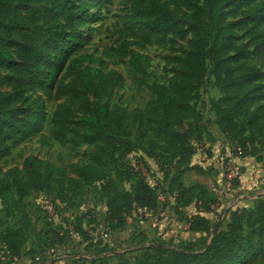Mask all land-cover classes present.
I'll list each match as a JSON object with an SVG mask.
<instances>
[{"label": "trees", "instance_id": "16d2710c", "mask_svg": "<svg viewBox=\"0 0 264 264\" xmlns=\"http://www.w3.org/2000/svg\"><path fill=\"white\" fill-rule=\"evenodd\" d=\"M96 3L0 0V161L9 142L42 133L47 101L57 99L50 121L52 137L60 143L71 140L95 147L91 164L77 171L79 179L72 184L81 188L100 182L110 231L125 228L138 209L154 213L160 206V196L143 173L123 162L137 148L131 140L135 126L141 142L153 143L154 149L179 165L166 178V193L174 196L179 218L185 219L180 209L195 202L201 211L212 212L218 200L207 186L183 184L187 172L205 173L190 166L195 143H202L209 133L196 101L200 90L212 81L223 94L211 103L215 125L239 157L260 160L264 150V0H134L129 9L130 33L138 41L123 40L117 49L129 74L139 86H147L150 63L143 51L168 47L173 55L167 58L172 74L167 84L148 86L154 98L144 109L131 112L111 102L125 83L118 70L94 54L72 58L83 40L85 13ZM187 40V48L179 46ZM33 96L34 103L29 105ZM146 127L149 132H142ZM21 171L25 174L12 170L10 178L0 177V201L21 216L19 227L9 226L0 216V243L12 262L22 258L32 226L25 199L52 191L54 173L65 172L36 157L26 158ZM123 184L129 189H121ZM228 213L229 223L215 234L207 218L191 219L189 230L209 237L203 246L190 241L159 243L140 250L133 264H252L264 259V201ZM69 226L76 235L92 238L81 220ZM59 232L60 237L73 239L69 229ZM81 262L85 261L74 264Z\"/></svg>", "mask_w": 264, "mask_h": 264}, {"label": "rangeland", "instance_id": "374dc122", "mask_svg": "<svg viewBox=\"0 0 264 264\" xmlns=\"http://www.w3.org/2000/svg\"><path fill=\"white\" fill-rule=\"evenodd\" d=\"M133 1L98 0V3L89 5L85 13L86 21L82 28L83 40L72 55V58H75L82 54H94L103 58L111 69L118 70L124 76V86L115 91L111 102L128 112L144 109L154 98L153 91L148 86L155 83L167 84L172 75L167 58L173 55L168 47L152 46L143 51L150 63L147 68V86H139V82L129 74L128 64L120 61L117 49L123 40H137L132 38L130 33L129 9ZM188 44L189 40L180 42L179 46L187 48ZM250 63L257 65L256 62ZM8 90L5 89V91ZM222 96V92L215 88L213 82L210 81L200 90V99L196 101L197 110L208 124L207 138L219 135L215 125V116L211 111V103ZM34 99L33 96L29 100V105L34 103ZM58 104L57 99L47 101L46 122L42 133L26 141L9 142L7 154L0 161V177L3 178H10L9 173L12 170H18L20 175H24L25 172H22L21 169L24 160L28 157L49 161L54 166L65 170L61 174L54 173L52 191L34 193L25 199L26 212L32 219V226L24 247V258H22L23 260L18 259L14 263L35 264V258L39 254L43 256V264H74L79 259L85 261L81 264H133L135 257L140 254V250L152 248L159 243L176 245L190 241L201 247L206 244L205 242H208L209 237L206 234H202L201 237L188 234L181 237L180 233H183V229H174L173 223L167 224L162 230L173 232L174 235L171 237L161 236L162 230L153 227V223L157 222L154 220L156 218H147L138 212L128 219L125 228L110 231L106 223V200L101 195L100 182L83 184L81 188L72 184V180L79 179L77 171L91 164V154L94 153L95 147L82 142L74 143L71 140L60 143L52 137L50 121ZM136 131L137 127L135 126L131 140L137 142V148L131 154L126 155L123 162L142 172L157 194L163 198L161 204H165L167 174L172 175L179 165L174 160L167 159L166 155L160 153V150L154 149L153 143L147 142V140L141 142ZM144 131L149 132V128H143L142 132ZM195 145L197 146V144ZM256 148L258 150V147ZM148 152H154L155 156L151 157ZM187 178H195V175L189 174ZM121 189L128 190L129 188L128 185L123 184ZM46 203L55 206V212L52 215L44 209ZM226 203L222 204L221 211L223 212ZM222 214L216 212L210 214L213 218L211 223L213 233L218 223H220L219 230L226 227L225 218L220 216ZM0 216L11 227L21 225V216L11 208V205L7 206L1 201ZM171 217L175 218V216ZM79 220L82 221L85 230L88 233L91 232L93 238L87 237L84 233L82 235L79 233L80 235H76L73 239L57 235L60 234L58 231L63 232L65 228L68 229L71 221L78 222ZM83 230L82 232H84ZM176 231L180 233H176ZM56 246L61 250L53 256L52 262H47L46 250ZM0 262L1 264L12 263V259L2 248L1 243ZM252 264H264V259H258Z\"/></svg>", "mask_w": 264, "mask_h": 264}, {"label": "crops", "instance_id": "0c3cea01", "mask_svg": "<svg viewBox=\"0 0 264 264\" xmlns=\"http://www.w3.org/2000/svg\"><path fill=\"white\" fill-rule=\"evenodd\" d=\"M217 131L219 135H213V138H205V140L197 144L196 152L191 160V165L197 168H201L205 171L204 174H200L197 171H189L183 177V184L186 187L194 186V185H203L207 186V188L211 189V187L223 179V159L224 157L233 152L232 143L220 132L217 127ZM207 154V155H204ZM260 160H257V157L247 156L243 158H239V163L243 168V178L240 183L237 195L235 198L227 197L219 200V208L216 213H223L221 218H225V226L229 223V210H236L238 208H246L251 209L254 207L255 203L259 200L264 201V150H262L259 154ZM195 175V178H187L188 175ZM168 186V185H167ZM166 187L165 189H167ZM160 199V206L157 212L151 213L152 218H156L159 224L158 229L161 231L163 227L167 224L173 223L174 229H183V233L176 231V233H180L182 235H195L197 237H201L204 233H194L189 230V222L195 216H202L210 220L212 223L213 218L210 213H206L201 211L197 203H192L185 209H180L184 213L185 219H180L179 216L175 213V199L174 196H171L169 193H166L165 204H161L163 200L162 197ZM226 203V207L224 212L221 211L223 209L222 204ZM156 216V217H153ZM171 216H175L172 218ZM220 224V223H218ZM217 224V225H218ZM212 226V224H211ZM168 227V226H167ZM157 229V228H155ZM159 231V232H160ZM184 231H186L184 233ZM161 236L171 237L173 236V232H164L162 230L160 232ZM24 258V254L22 256ZM20 258L19 260H23ZM18 261V259H16Z\"/></svg>", "mask_w": 264, "mask_h": 264}, {"label": "built area", "instance_id": "2783aa9c", "mask_svg": "<svg viewBox=\"0 0 264 264\" xmlns=\"http://www.w3.org/2000/svg\"><path fill=\"white\" fill-rule=\"evenodd\" d=\"M237 151H240V150L237 149ZM239 158L240 157L238 156V154L234 152H230L224 157L223 159V169H224L223 179L221 182L213 185L210 189L211 192L216 196L218 200V203L212 206V211H216L219 208L220 199L227 198V197H235L237 195V192H238V189L242 181V177H243V168L239 163ZM160 199L161 198H159V200ZM45 205L46 206L44 209L48 212V214L52 215L55 212V206L50 203H46ZM136 212L143 214L147 218L151 217V212L145 209H138ZM158 226H159L158 222L153 223L154 228H158ZM68 229L70 231L71 238L76 237L73 226H70ZM89 233H90V236L93 238L94 236H92L90 231ZM60 250L61 249L58 246L47 249L45 253L47 262H52L53 256L57 254ZM14 262H16V260ZM41 263L43 264V256L37 255L35 258V264H41Z\"/></svg>", "mask_w": 264, "mask_h": 264}, {"label": "water", "instance_id": "95a60500", "mask_svg": "<svg viewBox=\"0 0 264 264\" xmlns=\"http://www.w3.org/2000/svg\"><path fill=\"white\" fill-rule=\"evenodd\" d=\"M219 225H220V224H218V225L216 226V228H215V230H214V234L217 233V231H218V229H219Z\"/></svg>", "mask_w": 264, "mask_h": 264}]
</instances>
